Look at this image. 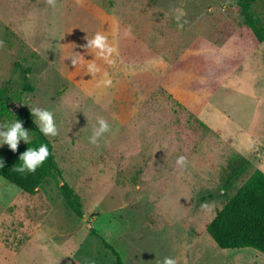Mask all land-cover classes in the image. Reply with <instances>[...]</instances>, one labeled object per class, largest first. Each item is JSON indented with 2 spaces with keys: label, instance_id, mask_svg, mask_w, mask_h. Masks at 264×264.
Returning a JSON list of instances; mask_svg holds the SVG:
<instances>
[{
  "label": "rangeland",
  "instance_id": "obj_1",
  "mask_svg": "<svg viewBox=\"0 0 264 264\" xmlns=\"http://www.w3.org/2000/svg\"><path fill=\"white\" fill-rule=\"evenodd\" d=\"M251 8L264 25V0ZM98 31L116 45L112 66L83 47ZM0 41L13 111L0 122L28 105L53 111L58 134L46 137L83 208H66L57 180L29 195L0 177V264H114L100 238L123 264H264L206 231L264 173V43L235 0H0ZM92 60L110 87H95ZM98 116L111 130L93 145Z\"/></svg>",
  "mask_w": 264,
  "mask_h": 264
},
{
  "label": "trees",
  "instance_id": "obj_2",
  "mask_svg": "<svg viewBox=\"0 0 264 264\" xmlns=\"http://www.w3.org/2000/svg\"><path fill=\"white\" fill-rule=\"evenodd\" d=\"M242 13L243 24L251 31L257 43H264V25L252 11V5L257 0H235ZM26 81V72H24ZM26 85V83L24 82ZM31 90L29 85H26ZM8 90L0 89V115L12 116L9 108ZM16 118L25 123L32 132L29 145L19 144L16 151L9 148L0 149V159L4 167L0 168V177L15 186L21 192L32 195L47 180L54 179L61 182L59 190L66 208L77 218L83 217V208L79 196L73 188L63 181L53 154V147L49 139L43 135L36 124L34 116L28 110L19 109ZM40 143L48 145L49 156L34 173L20 174L14 168L20 163V154L29 147ZM206 231L217 247L221 249L251 248L264 254V173L255 170L228 201L219 209L206 226ZM92 233H94L92 231ZM102 245L111 251L115 258L114 264H123L115 249L103 238Z\"/></svg>",
  "mask_w": 264,
  "mask_h": 264
},
{
  "label": "clouds",
  "instance_id": "obj_3",
  "mask_svg": "<svg viewBox=\"0 0 264 264\" xmlns=\"http://www.w3.org/2000/svg\"><path fill=\"white\" fill-rule=\"evenodd\" d=\"M182 27V25H178ZM131 27L129 26L125 35H130ZM0 41V45H2ZM83 47L87 50H92L91 54H94L97 58L102 60L105 64L112 66L115 64V57L118 55L116 45L110 42L109 37L103 32H96L91 38L86 39V44ZM79 59L71 57V64L76 65ZM87 73L91 76L99 75L96 80L95 87L100 89L108 88L112 85L113 81L109 72L102 68L95 60L86 65ZM32 116L35 117L34 124L39 128V131L50 137H55L58 134L57 124L54 119V113L48 108H42L38 106L28 105ZM111 130V125L108 120L103 116L96 118L95 126L92 129L91 136L88 142L96 145L99 140ZM30 131L23 127V122L18 119H12L6 122H0V147L7 145V147L15 152L18 144L21 140L25 144L31 143ZM49 156L48 145L40 143L35 147H27L19 156V164L14 168V171L20 174L34 173L36 169L43 164L46 158ZM176 165L184 169L187 166V159L185 156L180 155L176 158ZM4 167V161L0 159V168ZM157 264H178L177 259L173 257H164L162 261H158Z\"/></svg>",
  "mask_w": 264,
  "mask_h": 264
}]
</instances>
